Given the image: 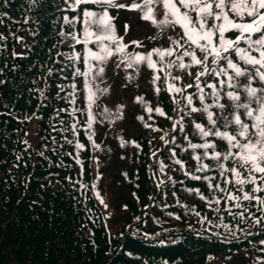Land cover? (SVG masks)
<instances>
[{"label": "trees", "instance_id": "obj_1", "mask_svg": "<svg viewBox=\"0 0 264 264\" xmlns=\"http://www.w3.org/2000/svg\"><path fill=\"white\" fill-rule=\"evenodd\" d=\"M64 7L63 0H0V35L5 37L0 39V264H264V220L257 225L252 218L233 219L224 211V199L209 207L188 191L224 197L185 171L218 177L222 186H231L223 185L218 171L195 172L196 162L181 150L187 142L172 125L182 115V105L172 102L163 73L153 85L145 66L137 74L116 68L118 58L109 61L101 85L109 91L94 110L107 107L111 114L97 117L103 123L93 126L99 148L93 146L86 115H72L74 108L85 107L86 90L84 78L73 77L72 62L65 58L72 48L61 42L59 33L68 30L63 16L72 13L61 11ZM133 13L110 9L119 34L129 18H139L140 13ZM138 18L136 23L147 27L140 37L144 45L165 46L159 30ZM154 34L155 40L148 39ZM129 50L144 48L130 45ZM75 66L85 70L82 62ZM181 75L184 84L193 82ZM72 84L75 104L69 102ZM155 87L162 89L159 95ZM119 105L123 108L117 111ZM157 106L172 119L147 111ZM141 116L143 121L137 119ZM30 124L36 129L34 142L27 136ZM161 136H175L180 147L165 144ZM76 143L84 147L78 149ZM174 159H181L185 168Z\"/></svg>", "mask_w": 264, "mask_h": 264}, {"label": "snow or ice", "instance_id": "obj_2", "mask_svg": "<svg viewBox=\"0 0 264 264\" xmlns=\"http://www.w3.org/2000/svg\"><path fill=\"white\" fill-rule=\"evenodd\" d=\"M63 4L61 11L72 13L63 16L68 30L59 33L64 38L61 42L67 41L72 48L65 58L72 62L69 66L74 68L73 77L84 78L86 90L85 107L74 108L72 115L75 117L77 111L86 115L88 139L93 146L99 148L93 140V126L103 123L97 117L107 118L111 114L107 107L94 110V106L99 108L100 97L109 91L108 87H101L109 61L118 58L116 68L123 66L125 71L132 69L137 74L145 66L151 70L153 85L163 73L172 102L182 105L179 109L182 115L172 125L173 131L182 133L187 142V147L181 150L196 162L195 172L218 171L223 185L231 186H222L218 177L185 171L190 179L206 181L210 191L224 193V197L210 199L199 189L188 191L195 192L209 207L224 199L228 205L224 211L233 219L252 218L254 224L260 225L264 216H255L249 205L264 212V0H63ZM91 6L99 10H92ZM110 9L140 13L139 21L149 22L151 29L159 30L165 46L149 49L141 40L126 41L131 25L125 23L123 35L119 34L117 17L110 15ZM166 30L169 34L165 36ZM4 38L0 35V39ZM148 39L155 40L156 35ZM76 45H82L83 50L77 51ZM130 45L144 51H131ZM77 62H82L85 70L76 67ZM181 73L193 82L184 84ZM71 87L69 102L75 104L76 85ZM188 89L195 91L189 93ZM154 91L159 95L162 89L155 87ZM136 101L143 104L144 98L137 97ZM122 108L119 105L117 111ZM147 111L172 119L160 106L149 107ZM137 119L143 121L144 117ZM71 128L75 133L77 125ZM194 139L200 142H193ZM160 140L180 147L175 136L168 140L161 136ZM75 147L82 149L84 145L76 143ZM170 152L172 157L176 156L175 149ZM173 163L185 168L181 159H174ZM163 168L161 164V171ZM233 207L240 211L233 212ZM260 243L264 244V240Z\"/></svg>", "mask_w": 264, "mask_h": 264}, {"label": "rangeland", "instance_id": "obj_3", "mask_svg": "<svg viewBox=\"0 0 264 264\" xmlns=\"http://www.w3.org/2000/svg\"><path fill=\"white\" fill-rule=\"evenodd\" d=\"M131 22L133 24V28L131 30V34H130V37L132 39H136V38H140L141 36L144 37V35L146 34L147 32V27L145 24H143L142 26L141 25H138L135 20L134 17L131 18ZM35 127L33 124H30L29 126V130L27 132V136H28V139L31 140L32 142L35 141Z\"/></svg>", "mask_w": 264, "mask_h": 264}]
</instances>
